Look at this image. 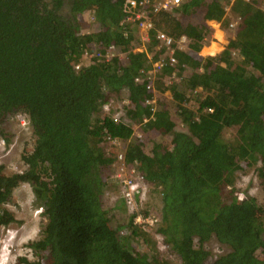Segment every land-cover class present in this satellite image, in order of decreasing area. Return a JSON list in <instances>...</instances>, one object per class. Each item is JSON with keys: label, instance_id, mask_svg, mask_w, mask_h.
I'll return each mask as SVG.
<instances>
[{"label": "trees", "instance_id": "16d2710c", "mask_svg": "<svg viewBox=\"0 0 264 264\" xmlns=\"http://www.w3.org/2000/svg\"><path fill=\"white\" fill-rule=\"evenodd\" d=\"M256 3L249 4L236 36L221 51L204 55L210 24L227 18L220 0H190L153 15L149 41L128 20L127 0H0V136L10 143L8 120L19 113L34 135L22 171L7 173L0 164V224L15 221L5 204L22 182L33 185L48 217L41 237L29 244L38 257L21 262L170 263L151 231L134 224L135 213L125 223L129 234L112 225L102 196L122 148L108 141L111 136L125 144L126 162L138 161L162 192V208L149 200L146 211L162 215L156 228L182 264H264V205L250 193L239 196L234 187L236 173L251 167L264 187V8ZM202 5L209 21L204 25L179 16ZM89 16L99 27L83 32ZM162 29L188 37L186 49H176V61L161 68L175 74L167 89L177 102L176 116L156 101L146 102L154 97L148 87L153 77L146 72L163 49L153 58L148 47H140L155 46ZM113 43L125 47L126 61L116 54L85 57L96 44L104 53ZM199 87L209 92L203 96ZM124 88L126 119L116 120L110 111L97 117ZM191 94L197 95L196 108L186 104ZM134 121L141 124V139L132 138ZM227 128H235L233 138H227ZM158 133L170 134L171 142L153 137ZM214 236L229 250L209 262L204 243Z\"/></svg>", "mask_w": 264, "mask_h": 264}, {"label": "rangeland", "instance_id": "374dc122", "mask_svg": "<svg viewBox=\"0 0 264 264\" xmlns=\"http://www.w3.org/2000/svg\"><path fill=\"white\" fill-rule=\"evenodd\" d=\"M230 1L231 4L228 6L226 13L227 18H225L223 23L212 21V23L210 24L212 30L207 34L208 42L201 49V54H215L221 51L228 43L229 37L236 36V34L243 28L245 24L246 10L249 8V4L253 3V0H243V2L228 0L226 3L229 4ZM256 4L264 8V0H258V3ZM205 11L206 7L202 5L188 11L187 14H178L186 23L194 22L204 25L209 22L204 20ZM238 15L241 16V21L236 26H231L230 22L237 19ZM91 17L92 16H89V18ZM82 25L84 29L89 25V23L83 20ZM98 27L99 24L96 20L95 22H93V25H91V29H95ZM162 30L168 32V30L166 29ZM145 47H148L149 55L151 56H153L154 54H158L156 52L160 50V48L158 47V43L155 46H152L147 42L144 47H140V49ZM118 51L119 57L122 58V60L126 61L127 50H125V47L123 45H119L117 52ZM164 56L165 55L161 53L159 59H157L153 63L151 70L147 71V73L148 75H151L153 77L151 84L152 88H154V98L156 100L157 106L164 105L168 107L171 113L176 116V112H178L177 102L174 99L172 91L170 89H167V85L171 84L172 80L174 79L172 77L175 74H165L162 69L155 70L157 63L161 62ZM197 92H200L201 95L204 96L209 92V90H204L199 87ZM196 96L197 95L191 94V99L186 102V104L196 108L199 102L195 98ZM128 97L129 90L127 88H124L119 95H114L110 99L112 105H114V109H112V111H115V113L118 112L120 114V118L123 117L126 119L125 106L127 108L126 104L127 102H129ZM101 110L97 113V117L101 116V114L104 113ZM8 121V135L11 136V141L7 145L6 149L1 152V163L5 165V171L7 173H13L19 172L26 167L22 155L24 152H29L31 148H33L34 135L31 126H29V124L22 123L19 117H12ZM140 126L141 124L139 121H134V136H132L133 139L137 137L140 139L142 138ZM176 127L177 129H186V126L184 124H177ZM225 134L227 138H233L235 135V128H227L225 130ZM153 137L168 144L172 139V136L170 134L163 135L158 133ZM123 146H125V144L120 145L119 149H124L125 147ZM151 147L152 142L148 143L145 146V150L149 152L151 151ZM120 166H122V164L120 162H117V164L112 165L109 168L107 184L105 185V191L102 198L105 208L109 210V213L111 215L112 225L120 227V230H125V232L129 234L130 231L128 232L127 227H125V223L129 221L128 212L126 211V206L122 200V184L117 177ZM236 176L237 178L234 184L236 193L239 196H243L244 193H250L256 196L258 203L263 206L264 187L260 182L256 167H251L246 170H239V172L236 173ZM148 194L149 199L153 203H155L156 207L160 208V205H163V202L160 200L158 190L153 189L149 191L148 189ZM40 204L41 203L37 199V195L34 191L33 185H31L30 182L26 184L21 183L14 189L11 200L5 205L10 211V214H12L15 218V221L8 223L4 230L0 229V247L4 245L6 241L5 238H8L10 234L14 236L11 239H7L11 251L8 253H4L3 255L0 253V264H26L25 262H21L19 259L21 257H26L30 260H34L38 257L35 250L29 244L41 237V230L48 220L46 216L47 214L45 213L44 208L42 210ZM7 228H9L11 231L8 232ZM151 233V238L154 240L153 242H155L161 250L160 254L162 258L164 260H170V263L167 262L168 264H182L180 255L175 249H173L169 244H164L161 243L162 241L158 242L156 240L155 233H157V228L151 230ZM132 244L137 250L140 247L134 240ZM227 245L221 243L215 236L207 240L204 243V246L211 252L208 261L212 262L219 254L228 251L229 247Z\"/></svg>", "mask_w": 264, "mask_h": 264}, {"label": "built area", "instance_id": "2783aa9c", "mask_svg": "<svg viewBox=\"0 0 264 264\" xmlns=\"http://www.w3.org/2000/svg\"><path fill=\"white\" fill-rule=\"evenodd\" d=\"M190 0H127V4L129 7L128 20L133 21L138 26L139 30L142 31L141 38L143 41L150 40V31L154 26L153 15L158 14L161 11H171L172 9L182 5L183 3ZM228 0H220L221 3L224 4L225 9H228V6L231 4L226 3ZM241 16L238 15L237 19L230 22L231 26H236L241 21ZM89 25L83 29V32H90L91 25L95 21L94 17L85 18L84 19ZM93 21V22H92ZM156 39L158 41V47L163 49V53L165 56L158 62L155 70L161 69L162 65L166 62L174 63L176 61L175 51L176 49H186L188 44V37L184 34L180 36H175L167 31L158 30L156 34ZM119 45L116 43L110 44L106 46L105 54L103 53V49L99 47L97 44L93 48V50H87L85 53L86 58H91L94 56H106L107 59L111 58L113 55H118L117 52ZM117 52V53H116ZM77 67H80V63L77 64ZM147 73V72H146ZM148 87L151 88V82L148 84ZM155 98L151 97L146 100V102H155ZM114 109V105H112L111 101L106 102L102 110L105 112H112L113 117L117 120L120 118V114L118 112L112 111ZM152 109H156V105L152 107ZM22 121V123L29 124L30 121L21 113L17 114ZM108 141L114 145H122V140L118 137H108ZM6 139L3 136H0V163H1V152L4 151L7 147ZM117 162H120L122 166H120V171L118 170V178L122 184V196L123 200L129 210V214L135 213L134 215V224L140 225L144 229L154 230L156 227L160 225L162 222V215L156 212V210L146 211L149 199L148 189L153 190L157 189L152 182L148 181L145 177V174L139 169L138 161H130L126 162L125 159V148L122 150H118L117 153ZM24 161V160H23ZM22 171V170H21ZM28 182H22V184H26ZM160 200L162 201V192L159 191ZM155 204V203H154ZM162 208V205H160ZM6 228V224L1 223L0 229L4 230ZM8 232L11 230L7 228ZM129 231V230H128ZM125 230H121L123 234ZM14 235L10 234L8 238H5V243L0 247V253L3 255L4 253H8L11 251L10 245H8L7 239H11ZM156 240L158 242L162 241L163 236L161 233H155Z\"/></svg>", "mask_w": 264, "mask_h": 264}, {"label": "crops", "instance_id": "0c3cea01", "mask_svg": "<svg viewBox=\"0 0 264 264\" xmlns=\"http://www.w3.org/2000/svg\"><path fill=\"white\" fill-rule=\"evenodd\" d=\"M104 191H105V189H104ZM122 200H123V197H122ZM123 202H124V200H123ZM124 204H125V202H124ZM125 206H126V204H125ZM126 211L129 213V210H128L127 206H126Z\"/></svg>", "mask_w": 264, "mask_h": 264}, {"label": "clouds", "instance_id": "9594fccd", "mask_svg": "<svg viewBox=\"0 0 264 264\" xmlns=\"http://www.w3.org/2000/svg\"><path fill=\"white\" fill-rule=\"evenodd\" d=\"M0 164H1V163H0ZM41 208H42V210H43V208H44V207H43V206H41ZM46 216H47V215H46ZM47 218H48V217H47Z\"/></svg>", "mask_w": 264, "mask_h": 264}]
</instances>
